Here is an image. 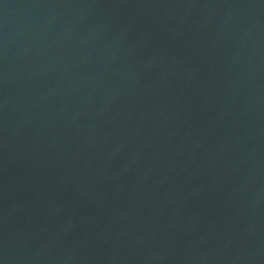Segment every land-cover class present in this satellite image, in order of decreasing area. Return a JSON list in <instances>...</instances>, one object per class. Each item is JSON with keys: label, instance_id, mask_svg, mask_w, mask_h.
<instances>
[{"label": "water", "instance_id": "1", "mask_svg": "<svg viewBox=\"0 0 264 264\" xmlns=\"http://www.w3.org/2000/svg\"><path fill=\"white\" fill-rule=\"evenodd\" d=\"M0 264H264V0H0Z\"/></svg>", "mask_w": 264, "mask_h": 264}]
</instances>
